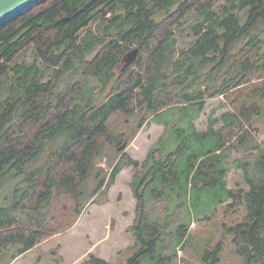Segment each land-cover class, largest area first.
I'll return each mask as SVG.
<instances>
[{
    "label": "trees",
    "instance_id": "obj_1",
    "mask_svg": "<svg viewBox=\"0 0 264 264\" xmlns=\"http://www.w3.org/2000/svg\"><path fill=\"white\" fill-rule=\"evenodd\" d=\"M254 76L262 81L250 104L223 116L221 129L218 120L205 132L196 129L207 99L228 96ZM263 116L264 0L35 6L0 30V184L10 174L22 177L14 201L0 208V260L55 233L49 222L60 197L71 198L79 216L132 167L135 244L126 264H177L179 249L189 247L193 222L185 221V209L194 188L221 193L217 207L245 209L224 237L243 264H264V150L252 134ZM119 117L134 119L139 129L164 126L143 162L123 154L130 137L114 134ZM105 145L122 154L109 172L98 165ZM241 146L246 158L260 157L258 171H245L247 189H227L231 154ZM225 246L208 245L200 264H220ZM82 264L111 263L90 255Z\"/></svg>",
    "mask_w": 264,
    "mask_h": 264
},
{
    "label": "rangeland",
    "instance_id": "obj_2",
    "mask_svg": "<svg viewBox=\"0 0 264 264\" xmlns=\"http://www.w3.org/2000/svg\"><path fill=\"white\" fill-rule=\"evenodd\" d=\"M261 81L262 79L254 76L248 86L228 96L207 99L206 109L195 123L196 129L205 132L213 120H218L215 128L221 129L224 124L223 116L236 112L242 104H250L253 90L261 85ZM255 129L256 132L253 131L252 134L257 144L264 150V116L256 119ZM112 130L114 134L123 131L130 137L129 145L123 154L126 153L133 160L143 162L149 151L157 145L165 128L163 125L148 122L139 129L134 119L119 117L113 121ZM245 147L241 146L242 152L231 154L230 168L226 177L227 189H247L245 171L249 174L258 171L256 164L260 157L246 158ZM224 152L226 153L227 150ZM121 155L114 154L113 148L105 145L98 165L109 172L111 169L109 165L113 161H118ZM186 156L182 157L181 163L185 162ZM239 159L241 164L233 165V162ZM135 173L132 167L123 169L108 195L103 197L99 193L90 199L79 216L74 213L73 200L69 197H60L49 222V226H53L55 233L43 239L34 249L15 259L4 256L6 259L0 260V264H82L90 255L111 264H126L133 255L135 244L134 237L129 232L136 217L137 201L132 184ZM21 181L22 177L10 174L1 182L0 208L14 201L15 192ZM220 190L221 188L218 187L217 191ZM212 193L214 191L210 189L202 191L194 188L192 195L187 199L185 221L193 222L189 231L191 238L185 252L178 248L177 264H200L205 248L220 240L226 243L220 264H243L235 247L224 236H227L228 228L244 220L246 211L243 207L230 209L226 204L217 207L223 196L221 193L220 195ZM173 205H170L171 212ZM201 217L204 219L200 220ZM142 263L152 264L150 260H144Z\"/></svg>",
    "mask_w": 264,
    "mask_h": 264
},
{
    "label": "water",
    "instance_id": "obj_3",
    "mask_svg": "<svg viewBox=\"0 0 264 264\" xmlns=\"http://www.w3.org/2000/svg\"><path fill=\"white\" fill-rule=\"evenodd\" d=\"M46 0H0V30L16 18L26 14L35 6ZM138 50L130 54L129 60L133 61L137 56Z\"/></svg>",
    "mask_w": 264,
    "mask_h": 264
}]
</instances>
